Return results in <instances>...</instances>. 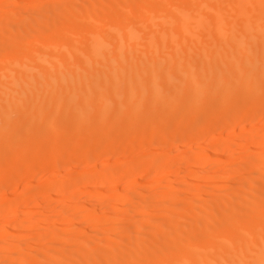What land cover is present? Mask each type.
Instances as JSON below:
<instances>
[{"label": "bare ground", "instance_id": "obj_1", "mask_svg": "<svg viewBox=\"0 0 264 264\" xmlns=\"http://www.w3.org/2000/svg\"><path fill=\"white\" fill-rule=\"evenodd\" d=\"M262 119L264 0H0V264H264Z\"/></svg>", "mask_w": 264, "mask_h": 264}, {"label": "rangeland", "instance_id": "obj_2", "mask_svg": "<svg viewBox=\"0 0 264 264\" xmlns=\"http://www.w3.org/2000/svg\"><path fill=\"white\" fill-rule=\"evenodd\" d=\"M258 123V125H257V127L259 128L258 129V131H257V133H262V132H264L263 130H264V119H262V120H260L259 122H256V124ZM251 124V123H250ZM245 124H240L239 126L240 127H242V126H244ZM259 125L261 126V127H259ZM240 127H236V128H227L226 130H224L223 131V133H227V132H230V131H232V133L233 132H238V130H239V128ZM231 133V132H230ZM234 134V133H233ZM214 137H213V136ZM210 137H212V138H210V137H208L207 138V142L208 141H213L214 140V138H216V134H212ZM218 137V136H217ZM248 144H244L242 147H238L236 150H238L240 153H243L245 150H246V147H248V146H250V144H251V141L249 142H247ZM253 144V143H252ZM177 146V147H176ZM210 146V145H209ZM178 147H180V148H178ZM245 148V150H243V149H241V148ZM208 148V147H207ZM182 149L183 148H181V145H179V143H176L175 144V146H174V151L176 152V153H178V152H180V151H182ZM213 150V148L212 147H209L208 148V150L209 151H212ZM241 149V150H240ZM243 151V152H242ZM237 152V151H236ZM131 153V154H130ZM129 153V155L127 156V157H129V158H127V159H123V160H125V161H128L127 163H133V162H135L136 160H137V157H135V155L137 154V153H133V152H130ZM134 155V156H133ZM137 156V155H136ZM116 159V160H115ZM118 159V160H117ZM117 162V163H119V162H121V164L123 163V164H127V163H125V161H122V160H120L119 161V157L117 156V155H99V158H95L93 161H90L88 164H83V163H78V164H76L74 167L75 168H73L74 170H72L73 171V173H74V171L77 169V171H75L77 174H79L80 172H83L82 174L84 175V174H87L88 173V171H91L92 169L93 170H97L98 171V169H100V168H102V169H100V171H103V169H105L106 168V166L108 167V166H110V165H112V164H110V163H115V161ZM132 160V161H131ZM119 161V162H118ZM226 163H228V161L226 160L225 162H223V160H222V163L220 162V164H226ZM103 164V165H102ZM107 164H109V165H107ZM104 165H105V167H104ZM91 166V168H88V167H90ZM96 167H98V168H96ZM86 168V169H85ZM88 168V169H87ZM83 169V170H82ZM91 169V170H90ZM65 171L67 170V169H64ZM88 170V171H87ZM93 170L91 171V172H93ZM55 168H50V169H46V170H43V171H41L40 173H38V177H36L35 176V178L34 179H29V178H22L19 182L17 181V182H14V183H12L8 188H7V190L5 191H0V197H2L3 195H4V197L5 198H9L11 195V199L12 198H15L14 196H17L20 192H22L23 191V189H24V187L26 186V184L28 183V182H32L33 181V183H40V181H49V180H51V178L53 177V176H55V174H59V175H64L63 174V170H61V171H59L58 173H57V171H56V173H55ZM85 171L87 172V173H85ZM91 172H89V173H91ZM164 172H166V171H164ZM163 172V173H164ZM81 174V173H80ZM162 174V173H161ZM175 173H173L172 175H174ZM178 174V175H177ZM177 174H175V175H177V176H186V174H185V172H181V173H177ZM185 174V175H184ZM168 175V176H167ZM171 175V176H172ZM243 175H244V173H243ZM170 176V173L168 174H165L160 180L161 181H156V182H154V179H152V176H149V175H145V177H143L142 179H140L139 180V183L137 182V185H139V186H141L142 184H147L148 183V181H150L149 183H151V185L150 184H147V187H148V185L150 186L149 188H151V187H153V188H151L152 190L155 188H160V186H162V187H164V186H166L167 185V177H169ZM205 177H207V175H205ZM85 178V177H84ZM151 179V180H150ZM145 182V183H144ZM147 182V183H146ZM122 183V182H121ZM120 183V184H121ZM124 183V182H123ZM125 184V183H124ZM124 184H121V185H119V187L117 186V188L119 189H116V190H114V191H112L111 189L114 187L113 185H111V184H108V185H106L105 186V188L103 189V192H101L102 193V195H106V196H112V194H113V192L114 193H118V191H121L122 190V188H123V185ZM112 187H111V186ZM121 186V187H120ZM232 187V188H231ZM230 188L231 189H234L235 188V186H231ZM109 188H111V189H109ZM73 189V190H72ZM70 188L69 190H66V191H64V192H62L60 195L62 196L61 198H62V200H65L66 202H63L62 200H61V198L59 199L58 198V196L57 195H55L56 193L55 192H53V193H51L50 195V199L48 200H44V202L42 201V203H40V206H39V208H37L36 210H30V213L32 212V214L33 215H35V214H38V215H40L41 216V219L40 220H36V221H34V223H36V224H33V226L34 227H38V225H39V227H40V225H41V227L42 228H49V227H51L52 225H54V224H56V223H60V218H59V214H61L62 212H64L65 211V207L66 206H68V208H70L69 210H68V208H66L68 211H71V212H73L72 214H73V216H75V218H76V216H78V214H80L81 212H83L84 210H86L85 208L86 207H84L83 205H80V204H82V203H80V202H78V203H80V204H75V205H69L70 204V202L68 203V201H69V197H67V195H69L70 194V192H73L74 190H76V189H74V188ZM154 189V190H155ZM71 190V191H70ZM151 190V191H152ZM100 191H102L101 189H100ZM104 191H106V192H104ZM115 191H117V192H115ZM149 191H150V189H149ZM185 192V191H184ZM86 193H89V192H86ZM100 192L99 193H97V196H98V194H101ZM105 193V194H104ZM110 193V194H109ZM112 193V194H111ZM186 194L188 193V194H191V195H193L191 192L189 193V191L188 192H185ZM6 194V195H5ZM8 194H9V196H8ZM85 194V193H84ZM14 195V196H13ZM64 195V196H63ZM83 195V194H82ZM82 195H80L79 194V196L78 197H80V198H82ZM114 195V194H113ZM53 196V197H52ZM66 196V197H65ZM84 196V200H82V201H85L86 200V198L87 199H90V195H88V194H86V195H83ZM89 196V197H88ZM94 196V195H93ZM96 196V194H95V197H97ZM91 197H92V195H91ZM10 199V198H9ZM54 199V200H53ZM59 200H61V201H59ZM90 200H92V202L95 200L96 201V199H94V198H92V199H90ZM54 203H53V202ZM55 201H56V203H55ZM59 201V202H58ZM81 201V202H82ZM50 202H51V204H50ZM63 202V203H62ZM91 202V201H90ZM91 202V204L90 205H88L87 207V209L88 210H96V211H102L104 208L103 207H101V205H99V204H97L96 202H94V203H92ZM42 204H43V206H42ZM60 204V205H59ZM79 205V206H78ZM98 205V206H97ZM57 206V207H56ZM64 206V207H63ZM84 207L83 208V211H82V207ZM30 206L29 205H27V206H25V208H23V209H21L20 210V212L21 213H19V215L17 214L16 216H14V218L13 219H15L16 221H17V219L18 220H20L21 219V217H20V214H26V213H28L29 212V210H27V208H29ZM42 208V209H41ZM99 208V209H98ZM24 209H25V211H24ZM81 209V210H80ZM62 212H61V211ZM64 210V211H63ZM78 210H80V211H78ZM61 212V213H60ZM80 212V213H79ZM133 212V211H132ZM29 213V214H30ZM41 213V214H40ZM131 213V212H130ZM130 215V214H129ZM47 217H50V218H47ZM20 218V219H19ZM74 218V219H75ZM73 219V220H74ZM128 220H130V219H128ZM42 221V222H41ZM129 222V221H128ZM11 223L13 224V221L12 222H8V226H9V224L11 225ZM129 224V223H128ZM127 223L125 224V226H123V227H121L120 229H118V230H120L119 232H121V234L123 233H128V231H130V229H129V225H128ZM42 254H43V252H42ZM53 254H55V253H53ZM50 255H52V254H50ZM57 256V255H56ZM60 257V256H59ZM52 258H55V256L54 257H52ZM63 258V261L65 262V259H66V261H67V259H69L70 258V256H69V254H65V255H62L61 256V259ZM55 259H57V261H59L60 260V262H61V259L59 258H55ZM62 261V262H63Z\"/></svg>", "mask_w": 264, "mask_h": 264}]
</instances>
